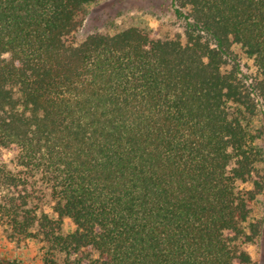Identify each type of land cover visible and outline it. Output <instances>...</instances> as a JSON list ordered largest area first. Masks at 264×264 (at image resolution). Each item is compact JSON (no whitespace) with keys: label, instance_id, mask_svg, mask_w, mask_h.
Listing matches in <instances>:
<instances>
[{"label":"trees","instance_id":"1","mask_svg":"<svg viewBox=\"0 0 264 264\" xmlns=\"http://www.w3.org/2000/svg\"><path fill=\"white\" fill-rule=\"evenodd\" d=\"M100 1L0 0V228L39 264H251L264 0H170L182 35L75 41Z\"/></svg>","mask_w":264,"mask_h":264},{"label":"rangeland","instance_id":"2","mask_svg":"<svg viewBox=\"0 0 264 264\" xmlns=\"http://www.w3.org/2000/svg\"><path fill=\"white\" fill-rule=\"evenodd\" d=\"M128 27L144 29L156 39H170L182 35L181 25L174 17L170 0H102L89 7L74 40L80 42L92 33H115ZM236 51L242 59L245 73H252V62L239 48ZM248 126L250 132L257 137L256 143L264 153V102L256 115L249 120ZM13 157V151H4L2 154V160L9 165ZM39 202L47 209V191L43 192ZM249 222H261L259 236L254 243L246 246L252 258L251 264H264V191L251 205ZM41 254L40 243L30 239L11 240L0 228V259L14 258L23 264H39Z\"/></svg>","mask_w":264,"mask_h":264}]
</instances>
